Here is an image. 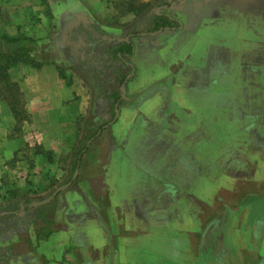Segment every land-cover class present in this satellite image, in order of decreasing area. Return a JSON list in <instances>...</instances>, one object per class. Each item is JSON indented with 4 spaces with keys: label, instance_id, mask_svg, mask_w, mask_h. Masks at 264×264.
<instances>
[{
    "label": "crops",
    "instance_id": "obj_1",
    "mask_svg": "<svg viewBox=\"0 0 264 264\" xmlns=\"http://www.w3.org/2000/svg\"><path fill=\"white\" fill-rule=\"evenodd\" d=\"M146 1L125 10L123 0H0V53L26 47L40 64L9 70L10 82L0 85V205L34 199L31 181L52 177L54 157L64 156L66 168L67 153L87 140L91 147L77 164L79 190L68 192L55 218L58 227L54 222L47 229L50 236L91 239L84 264H114L129 236L148 238L152 230L167 228L177 234L175 252L182 247L180 255L191 264H264V143L254 138V129L250 135L204 133L208 110L192 95L200 87L202 102L227 101V95H213L210 84L233 80L231 86L241 87L235 107L221 105L217 114L231 120L235 109L246 106L249 130L255 120H264V41L245 46L249 39L243 28L247 20L264 39V0H168L153 13ZM135 9L145 11L140 21L165 15L181 26L134 42L131 63L123 58L132 64L134 78L121 86L110 66V49L122 43L116 39L130 38L121 31ZM19 28L27 29L28 39L20 37ZM3 36L21 41L8 44ZM228 36H237L241 47L211 46L217 37ZM200 37L211 39L203 62ZM32 43L45 47L35 51ZM94 65L103 71L95 74ZM122 87L130 93L124 95ZM244 88L251 96L244 97ZM139 122L142 128L133 130ZM199 124L202 128L195 129ZM73 133L79 135L76 147L68 140ZM123 146L133 148L135 157L146 155L148 147L150 165L160 170L156 180L146 178L144 199L134 196L129 212L126 189L114 198L118 187L111 170ZM159 187L167 196H153ZM60 194L55 199L62 200ZM17 244L15 238L0 248ZM36 250L37 255L21 248L3 259L7 264L61 262L55 253Z\"/></svg>",
    "mask_w": 264,
    "mask_h": 264
},
{
    "label": "rangeland",
    "instance_id": "obj_2",
    "mask_svg": "<svg viewBox=\"0 0 264 264\" xmlns=\"http://www.w3.org/2000/svg\"><path fill=\"white\" fill-rule=\"evenodd\" d=\"M125 3L124 9L127 10L126 4H134V8L137 7H142L144 6L143 2L144 0H123ZM148 2V12L153 13L154 11L158 10L162 5L167 3V0H147ZM121 4V3H120ZM120 5V9H121ZM122 10V9H121ZM146 10V11H147ZM118 12V11H117ZM116 13V12H115ZM135 15H130L127 18L131 21H128L126 25L123 26L122 32V37H128L130 42L134 44V42H140L141 40H152L153 38L149 36L150 29L153 28V23L146 19L145 22L140 21L142 15L145 14V11H140L139 9H135ZM135 16V17H134ZM152 17V16H151ZM149 17V18H151ZM117 18L119 19V12L117 14ZM142 23V25H137L139 23ZM138 28V29H137ZM243 28L245 31V34L247 35L249 39V43L246 44L245 46L249 45L251 47L255 43L261 44L263 43L264 39L258 38V34L253 26L252 23H249L247 20L243 22ZM5 30V29H4ZM10 31V30H9ZM19 33L20 37L24 39L26 36H28L27 29H21L19 28ZM233 35H236L235 33ZM258 35V36H257ZM217 35L214 34L213 36L211 35L210 38H214ZM239 36V35H238ZM240 37V36H239ZM200 46L201 51L199 53V60L203 62L205 59V54L207 50L210 48V41L209 37H200ZM27 41V40H24ZM27 42H24V45H26ZM45 43H32V47L35 51L42 50L45 45ZM119 44V43H118ZM118 44L115 43L114 47L110 49L111 51V61H110V66L115 73V76L117 78V81L120 84V81L123 77H127L130 72L131 68H129V64H122L118 59L114 58L113 50L115 52L116 48L118 47ZM117 45V46H116ZM116 46V47H115ZM195 48V45H192ZM211 46H229L234 49H239L241 47L240 41L237 36H228L223 37V38H218L213 40L211 42ZM260 47V46H259ZM115 48V49H114ZM109 51V52H110ZM37 56V53H36ZM126 58L125 60L129 63H131L129 57H124ZM198 60V61H199ZM246 61V58H245ZM87 61L83 64V67H87ZM128 65V66H127ZM132 65V64H131ZM95 68L91 69L95 74L98 72L101 73L103 70V66L99 65H94ZM157 66V65H156ZM90 68H91V63H90ZM133 72V71H132ZM131 77V79H133ZM130 79V80H131ZM129 80V81H130ZM235 81L233 80H227L224 84H218L216 82L210 84V89H212L213 95L216 96H225L227 95L228 100L226 101H218V100H212V101H207L204 100L203 98H200L201 93L200 91L202 88L200 87H195L192 90V95L195 98V101L200 103L203 107L205 106L206 109L208 110V113L205 115L204 118V128L202 129L203 132H217L219 134H222L223 137L226 136V133H241L244 131H248L249 135L253 131H255V139H259L260 143H264V120L263 119H258L257 121H254L253 127H251V130L248 129L247 125L250 124L249 118H246L248 108L246 106H241V109L233 111V118L229 120L224 115H218V107L219 106H228L229 108H232L233 106L235 107V100L237 96H235L236 90H239V88H235L233 84ZM213 84V86H212ZM121 85V84H120ZM122 86V85H121ZM126 86V85H125ZM246 90H243L246 94H244V97L246 96H251L250 89L249 88H244ZM264 90V89H263ZM242 92V91H241ZM239 93L238 97H242L243 94ZM125 93L128 94L130 93L129 89H125ZM122 95V93L120 92ZM216 98V97H215ZM196 107L199 105H195ZM246 107V109H245ZM223 109V108H222ZM115 111V110H114ZM237 111V112H236ZM100 114H104L103 110L99 111ZM205 113V112H204ZM203 113V114H204ZM202 113L197 116V119L200 120V116L203 115ZM233 119V120H232ZM151 122H154L155 119H151ZM242 122V125L241 123ZM140 126L142 128V124L139 122L137 125L133 127V130H139ZM202 126L199 124L196 126L195 129H201ZM104 129H101V132ZM80 131V130H79ZM77 132V131H76ZM247 133V134H248ZM77 133H73L72 136L68 138V140H73L71 145L77 146L76 144V139L79 140V135L77 136ZM256 136L258 138H256ZM98 137L95 136L94 139ZM139 143L145 144V141H141L140 136H138ZM199 139L200 141H203V136L200 135ZM87 140L82 143L79 149H72L70 153H67L68 158V166L65 168L64 167V156H59L54 157L56 162V166L53 167L54 173L51 178L48 176H45L44 178L41 177L40 179H37L38 176H36V181H31L30 184V190L33 192L32 195L35 193V198L30 199V200H21L20 203H11V202H6L1 203L0 205V244L5 243L8 240L15 239L18 241V244L15 245H10V247L1 249L0 248V264H7V262L3 259L5 255H14L13 251L14 250H19L17 254L20 253L21 248L22 250L25 249V251H31V252H36L37 255V250L40 249L38 252H44L46 250L49 253H55L57 255V260H61L60 263L50 261L47 262V264H84L82 260L87 259L86 257V251L91 248L92 240L91 239H83L80 235H74L70 239H67L66 237L60 235V233H56L52 236V238L47 242V239H45L47 229L48 227L55 222V218L57 217V214L60 213L59 211L61 209H64L63 202L66 198V196L69 194L68 192L73 189L71 192H75V190H79V185H78V178L72 183V185L65 190L63 193H61V198L62 200L55 199L51 203L46 204L43 207H48L50 206L51 209L49 210H43L39 212L33 211V209L36 208H29L32 204L43 202L47 200L58 188H61L65 185H67L69 182L72 181L73 176L75 174V171H73L74 163H76L77 158H80V161L83 159L84 155L88 153L89 148L91 145L86 143ZM104 144L106 148L110 145L107 143V141H104ZM213 143V149L214 145ZM126 148V150H125ZM133 148H129L128 146H123L122 149H120L119 153L115 156V163L113 164L111 170H112V176L115 175V178H117V187L118 191H115L114 198L123 196V191L126 189V211L129 212L132 210V203L131 201L134 202L135 199H133L134 196H140L141 198L142 195V185H145L146 178L148 177L150 180L153 179L156 180L157 176L160 174L158 173L160 170L152 167L150 163L151 159V154L148 150V147H145L147 154L142 155L140 157H135L134 153L132 151ZM217 149V148H216ZM218 155L216 158L219 159ZM149 159V160H147ZM213 159V158H212ZM57 160V161H56ZM214 160V159H213ZM81 168V167H80ZM163 170V169H162ZM57 171V172H56ZM64 171V173H62ZM110 173L109 168H106V175L108 174L107 178L110 183ZM58 179V181H56ZM135 179H138L139 182H137ZM48 180V181H47ZM220 180V179H219ZM218 180V181H219ZM217 181V182H218ZM222 182V181H221ZM147 184H150L146 181ZM111 184V183H110ZM203 188H197V192H200ZM163 189L161 187L158 188L157 191H152L153 196L155 197L156 194L158 195L157 197L160 198V195L162 194L164 197L167 196L166 192H162ZM113 193V192H112ZM72 193H70L71 196ZM76 197V196H75ZM119 200H123V198H118ZM144 199V198H143ZM143 199L138 198V201H143ZM58 200V201H57ZM29 208V210H26V208ZM56 206V211L54 214H51L53 212V209H55ZM24 208V210H22ZM135 207H133L134 209ZM122 210L124 208L122 207ZM66 211V210H65ZM4 214V215H2ZM71 218L74 219V216ZM50 220V221H49ZM57 220V218H56ZM48 222V224L46 222ZM108 224V223H107ZM115 225V222H112V226ZM97 226V225H95ZM54 228L58 227L56 222L54 223ZM90 228H95V227H90ZM95 230V229H94ZM149 237H142L140 235L138 236H129L126 242V247L123 249L122 252H117V257L118 259H115L114 264H191L189 263V258H187L182 254V247L180 248V254H177L175 252V247L173 246V242H175L174 237H177V234L174 233L170 228H167V230H152L151 232L148 233ZM182 238V237H178ZM33 240L35 243H33ZM58 241H62V246H58ZM94 242L98 243L97 241L93 240ZM46 242V243H44ZM118 242V241H117ZM36 244V246H35ZM41 244V246H40ZM15 248V249H14ZM54 251V252H53ZM119 253V254H118ZM21 255V254H20ZM65 256L66 258L63 259ZM6 258V257H5ZM3 259V260H2Z\"/></svg>",
    "mask_w": 264,
    "mask_h": 264
},
{
    "label": "trees",
    "instance_id": "obj_3",
    "mask_svg": "<svg viewBox=\"0 0 264 264\" xmlns=\"http://www.w3.org/2000/svg\"><path fill=\"white\" fill-rule=\"evenodd\" d=\"M127 6V10L130 9L129 7H131L130 10H134V4H126ZM153 23V28H151L149 31V33H155L158 31H177L180 29V23L168 16L162 15V16H156V15H152L151 19H148ZM152 38V37H151ZM2 39L5 42H10V43H19L21 40L17 39V40H11L9 38H7L6 36H3ZM8 43V44H10ZM114 54V58L118 59L122 64H125V61L123 60V58L126 57H133L134 55V45L132 42H122L118 45V47L116 48L115 52H113ZM33 65L35 67H40V64H38L36 62V59L32 56V50L31 49H27L26 47L20 48L19 50H15L12 53H5V52H1L0 53V85L1 83H4L6 81L9 80V74L8 71L11 69L16 68L19 65ZM126 65V64H125ZM129 68H131V72L134 71L133 67L131 65H129ZM129 74V75H130ZM129 80L127 79V77H123L120 81V84L122 86L126 85V83ZM10 82V81H8ZM5 87L8 84H4ZM1 87V86H0ZM1 89V88H0ZM80 161V158H77L76 163L73 167V171H75L77 169V164ZM49 210L51 209L50 206L48 207H38L36 209H33V211L35 212H39V211H43V210ZM26 210H29V208L27 207ZM55 213V210L53 211L52 214ZM50 221V220H49ZM48 221V222H49ZM46 222V221H45ZM48 222H46L48 224ZM52 232H50L51 234ZM49 237V234L46 233L45 239H47ZM2 253V252H0Z\"/></svg>",
    "mask_w": 264,
    "mask_h": 264
},
{
    "label": "water",
    "instance_id": "obj_4",
    "mask_svg": "<svg viewBox=\"0 0 264 264\" xmlns=\"http://www.w3.org/2000/svg\"><path fill=\"white\" fill-rule=\"evenodd\" d=\"M177 1V0H176ZM186 1V0H185ZM171 2V1H170ZM172 3V2H171ZM162 31H158V32H155V33H151V34H149V36H151V37H156L157 35H159L160 33H161ZM124 39H116L115 41H117V42H124L123 41ZM125 42H129V40L128 39H125ZM121 91H122V93L125 95V87H122V89H121ZM118 108H116V114H117V116H118ZM78 175H79V169H76V171H75V174H74V176H73V179H72V181L71 182H69L67 185H65V186H63V187H61V188H59L50 198H48L47 200H45V201H43V202H39V203H35V204H32L31 205V208H38V207H43V206H45L46 204H48V203H50V202H52L55 198H56V196L58 195V194H60L61 192H64L65 190H67L71 185H72V183L77 179V177H78Z\"/></svg>",
    "mask_w": 264,
    "mask_h": 264
},
{
    "label": "flooded vegetation",
    "instance_id": "obj_5",
    "mask_svg": "<svg viewBox=\"0 0 264 264\" xmlns=\"http://www.w3.org/2000/svg\"><path fill=\"white\" fill-rule=\"evenodd\" d=\"M168 1V0H167ZM163 32V31H162ZM130 42V41H129ZM131 77H133L132 73L130 75L127 76V79L130 80Z\"/></svg>",
    "mask_w": 264,
    "mask_h": 264
}]
</instances>
